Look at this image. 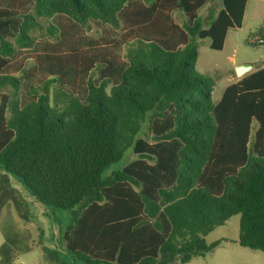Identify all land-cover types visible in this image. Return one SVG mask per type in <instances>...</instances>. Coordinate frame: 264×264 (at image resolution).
<instances>
[{
    "label": "trees",
    "instance_id": "16d2710c",
    "mask_svg": "<svg viewBox=\"0 0 264 264\" xmlns=\"http://www.w3.org/2000/svg\"><path fill=\"white\" fill-rule=\"evenodd\" d=\"M212 1L0 0V167L70 210L64 245L85 264H184L235 214L238 243L264 253V68L212 100L196 38L222 49L246 0L200 15Z\"/></svg>",
    "mask_w": 264,
    "mask_h": 264
},
{
    "label": "rangeland",
    "instance_id": "374dc122",
    "mask_svg": "<svg viewBox=\"0 0 264 264\" xmlns=\"http://www.w3.org/2000/svg\"><path fill=\"white\" fill-rule=\"evenodd\" d=\"M220 7L221 0H213L202 7L199 13L202 16L209 13L215 15ZM179 12L181 11H174L173 16L178 23H181L180 17L177 15ZM203 25L206 26L205 23ZM246 25L247 23L244 26ZM239 28L231 31L236 33L234 50H232V44L229 41L222 49L213 50L208 45V38H196L198 55L193 72L213 78L214 89L211 97L214 102L219 98L223 87L229 83L226 71L231 66L230 56H233L235 60L244 57L261 60L264 57V46L249 43L246 40L248 38L245 37L244 27ZM95 30L96 28H92L87 32L94 34ZM28 33L34 44L49 37L47 28H28ZM13 44L16 48L15 54H17L14 57H21L25 53L30 54L32 45L22 48L15 42ZM30 65L27 64V66ZM230 74H234L232 70ZM55 87L54 83L49 87L50 102L61 106L66 97L59 88ZM255 127L256 124L253 122L251 136ZM139 134L142 137L145 136L141 131ZM134 159L135 154L129 147L120 160L111 162L103 169L102 175H108L111 170L120 169ZM17 192L25 201L23 204L24 216L18 212V205L15 201ZM0 198L2 199L0 207V249L2 250L0 253L2 254L0 257L4 255V250L11 249L14 264H85L73 252L68 251L64 245L63 235L70 223V210L41 204L37 201L31 202L30 200L35 199L21 178L1 167ZM238 227L239 214L232 215L223 224L215 226L204 236V240L207 244L216 240H221L220 243L211 250L193 256L184 264H264L262 251L250 249L238 243Z\"/></svg>",
    "mask_w": 264,
    "mask_h": 264
},
{
    "label": "crops",
    "instance_id": "0c3cea01",
    "mask_svg": "<svg viewBox=\"0 0 264 264\" xmlns=\"http://www.w3.org/2000/svg\"><path fill=\"white\" fill-rule=\"evenodd\" d=\"M209 3H206L204 6H206ZM221 4H222V0H221ZM177 15L180 17V20H181L180 24H182L183 19L181 18L180 12ZM245 21H247V22H245ZM246 23H247V25L244 26ZM242 27H244V29H245V35H246L245 37L246 38H249V36L251 34L255 33L259 28L264 27V0H246L244 11H243V16H242V21H241V26L239 29H242ZM233 29H235V28H229L227 30L225 38H224V43H223V46H224L226 44V42L229 41L232 44V50H234V48H235L234 46L236 43V33L231 32V31H233ZM246 40H248V39H246ZM209 44H210V39H209L208 45ZM263 56H264V54H263ZM229 58L231 60L230 61L231 66L226 71V73L229 76L228 77L229 83H231V82H233L239 78L237 76V74L235 73V70H234L235 66L238 64H241V63L253 64L254 68L252 70L264 68V57L261 60H257L256 58H249V57H244V58L239 59V60H235L233 56H230ZM259 62H260V64H259ZM231 70L234 73L233 75L230 74ZM229 83H227L223 87V89L219 95V98H220L224 88ZM213 89H214V86H213ZM218 99L216 101H218ZM15 201H16V204L18 205L19 214L21 216H24L25 209L23 207V204H25V201L23 200L22 196L18 192H17V198ZM30 201L32 202V201H36V200H30ZM1 205H2V199L0 198V207H1ZM20 229L22 230V228H20ZM36 230H39V229L36 228ZM20 236L21 237L23 236L22 233ZM0 252H2L1 249H0ZM0 254H2V253H0ZM11 255H12L11 249L4 250V255L3 256L1 255V257H0V264H14ZM52 262H54V261L52 260Z\"/></svg>",
    "mask_w": 264,
    "mask_h": 264
},
{
    "label": "water",
    "instance_id": "95a60500",
    "mask_svg": "<svg viewBox=\"0 0 264 264\" xmlns=\"http://www.w3.org/2000/svg\"><path fill=\"white\" fill-rule=\"evenodd\" d=\"M254 68L253 64L241 63L235 66L234 70L238 77L245 75Z\"/></svg>",
    "mask_w": 264,
    "mask_h": 264
},
{
    "label": "built area",
    "instance_id": "2783aa9c",
    "mask_svg": "<svg viewBox=\"0 0 264 264\" xmlns=\"http://www.w3.org/2000/svg\"><path fill=\"white\" fill-rule=\"evenodd\" d=\"M249 43L252 45H261L264 46V36L256 31L255 33L251 34L248 38Z\"/></svg>",
    "mask_w": 264,
    "mask_h": 264
}]
</instances>
